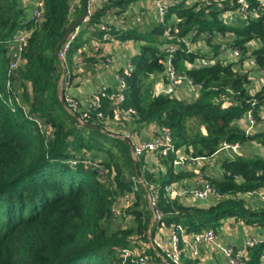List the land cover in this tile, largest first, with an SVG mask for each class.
I'll return each instance as SVG.
<instances>
[{"label":"trees","instance_id":"16d2710c","mask_svg":"<svg viewBox=\"0 0 264 264\" xmlns=\"http://www.w3.org/2000/svg\"><path fill=\"white\" fill-rule=\"evenodd\" d=\"M137 1L110 0L78 25L67 51L65 70L69 79L77 70L78 57L83 55L82 68L84 61L93 63L92 67L99 63V58L93 56V61L82 49L92 37L101 41L104 31L99 25L104 16L120 15ZM70 3L44 0L42 18L35 22L24 0H0V264H137L123 262L118 251L131 246L130 236L145 238L148 229L150 235L155 233L153 225L148 228L152 216L145 188L136 182L135 163L144 181L157 190L156 207L166 226L181 225L187 233H198L209 228L218 230L225 220L234 218L264 229V205L250 206L242 197L247 191L264 188L262 155L238 154L223 159L219 177L206 179L219 195V200L208 206L185 205L182 198L169 196L166 190L170 184L195 175L185 168L176 169L173 161L177 150L183 149L189 158H206L224 144L256 142L264 147V130L247 134L238 123L253 97L249 93L250 73L243 72L239 63L250 55L264 68V3L249 0L258 17L231 24L224 23L217 10L196 9V4L169 6L167 19L173 16L179 20V35L191 30H196L197 37L206 33L205 42L216 54L221 44L214 37L221 32L230 35L226 45L242 52L238 64L216 62L188 70L184 61L204 54L199 50H176L173 64L177 71L185 72L200 85L192 101L175 95H153L155 76L162 75L165 68L161 25L153 22L149 27L126 29L109 26L113 38L141 44L139 53L131 58L133 69L126 73L119 70L126 84L120 108L132 109L134 114L120 119L116 130L138 133L155 124L170 132L174 150L157 156L163 168L157 172L146 167L144 155L135 162L129 139L105 131L104 122L94 113L78 126L67 110L59 82L63 66L54 54V46L82 12L83 0L78 1L74 14L69 13ZM24 28L33 31L12 76L8 52L14 36ZM7 78L21 100V105L12 101L14 110L7 102L11 96L5 87ZM111 91L108 89V94ZM223 94L231 101L227 107H221ZM254 98L253 112L259 123L264 112V85ZM101 110L113 118L109 98H103ZM35 120L41 121L42 127ZM132 191L135 201L122 211L123 218L116 219L112 206ZM125 217L130 220L123 228ZM263 248L264 239L248 250L242 264H264ZM181 259L184 264L197 263L183 254Z\"/></svg>","mask_w":264,"mask_h":264},{"label":"built area","instance_id":"2783aa9c","mask_svg":"<svg viewBox=\"0 0 264 264\" xmlns=\"http://www.w3.org/2000/svg\"><path fill=\"white\" fill-rule=\"evenodd\" d=\"M110 0H100V6L109 2ZM264 3V0H259ZM93 0H87V12L83 22H86L92 14L94 8L91 6ZM30 7V18L35 22H38L42 18L44 11V0H27ZM183 3L184 5L191 6L196 4V9L206 8V10H217L220 13V18L224 23H234L238 21H246L249 18L258 17L257 11L250 7L249 0H148V9L153 10L154 22L163 27L162 39L164 40L161 45L162 50L166 53L164 59V71L162 73V82L159 86L153 87V95L168 94L175 95L176 90L181 85H185L190 89L199 90L200 85L195 84L190 76L185 72H178L173 64V53L179 48L190 53L199 50L204 56H199L193 61H184L186 69H194L200 67L210 66L216 62L222 64H238L242 58V52L238 47L226 45L229 40L228 35H224L221 32H217L214 41L221 44L218 52L215 54L209 45L205 42V38L208 36L203 33L197 37L196 30H191L186 35H179V28L176 23L179 21L176 17L167 19L168 8L171 5H177ZM139 2L130 3L126 11L120 15L108 14L104 16V20L99 25V28L104 31L101 36V42H117L119 40L112 37L109 33V26L115 24L116 28L126 29L129 26L141 25L143 21V6L139 5L138 10L136 9ZM77 0H71L69 6V13L74 14ZM128 11H131L129 14ZM73 16V15H72ZM174 22L173 25H170ZM79 26L71 31L65 42L59 47L58 59L63 66V71L60 76V85L64 98V103L67 110L73 114L76 118L78 126L84 125L92 113L104 122V130L109 132L111 135L129 139L131 155L136 162L142 155L145 157H153L155 162L154 166L150 169L153 172L161 170L162 167L158 164V155L167 154L169 151H173V145L170 137V132L165 128L158 129L153 136L146 141L135 142L131 140L132 133L124 131L118 133V130L113 129L111 124H117L120 119H125L130 114H134L132 109L123 110L120 108L124 101V90L126 87L124 77L118 72L115 73V79L117 81L116 86L111 89V93L108 94L107 90L110 89L106 84H101L97 89L89 96L86 101L85 108L80 110L75 98L66 93L65 87H62L64 81H67L68 72L65 70V63L67 57V51L70 43L74 39ZM33 29L24 28L19 30L13 38V41L8 52L9 61L8 67L12 76L16 75L15 70L22 61V50L30 37ZM203 44H201V42ZM183 44L184 48L180 47ZM251 44V43H250ZM204 47V49H202ZM76 69L81 70L83 60L78 57L76 60ZM110 64V59L107 57L99 58V66L106 68ZM243 72L251 73L255 70L258 74V89L254 90L249 88V93L253 96L250 101V108L245 112L243 118L245 124L243 129L245 133L249 134L254 132V128L257 124L256 118L254 117L253 107L256 104L254 94L264 85V68H260L255 60V57L247 55V58L239 63ZM124 72H130L133 69L131 59H127L122 68ZM252 80L250 75L249 77ZM12 82L9 78L5 80L6 90L11 94L8 97V104L12 107L15 102L16 105H21L20 96L18 93L12 90ZM1 95V93H0ZM103 98H109L111 107L114 112L112 119H109L101 110ZM221 107H227L231 104V101L227 95H221L220 98ZM14 110V107H12ZM75 113H78L76 115ZM40 127H42L41 121L35 120ZM44 130L49 133L51 132L48 127H43ZM222 148L231 150L229 158H233L235 155L241 153V146L238 143L224 144ZM176 158L173 161L175 166H183L188 160L203 159L205 157L189 158L184 151L177 150ZM87 163L86 161H84ZM71 163L75 164L76 160ZM136 182L144 186L145 197L147 200V207L151 212V220L148 228H155L153 235L148 234L145 238L133 235L130 236L131 246L119 249L120 257L123 262L129 260L136 262L137 264H184L181 259L183 249L189 250V255L192 258H196L199 253V248L203 244L211 246L217 251L225 260V264H242L243 260L247 257V252L250 248L254 247L258 243H261L264 236L250 232L244 240L239 244L235 245L233 242H227L225 244L217 241V230L209 228L198 233H192L191 238L187 239L188 235L186 228L181 225L171 224L166 226L161 222L162 212L156 207L157 201V190L152 184H147L141 176H136ZM169 196H179L182 198L185 205H197V202H203L211 204L210 199L215 197L219 198L215 188L207 181L203 180L195 186H178L177 183H172L166 188ZM242 197L246 199V202L251 199H255L260 205H264V188L257 190L247 191L242 194ZM135 201V192H128L123 194L117 199V202L112 206V213L116 219L123 218L122 211L131 206ZM130 218L125 217L122 221L121 226L124 228L128 225ZM264 258V248L262 253Z\"/></svg>","mask_w":264,"mask_h":264},{"label":"crops","instance_id":"0c3cea01","mask_svg":"<svg viewBox=\"0 0 264 264\" xmlns=\"http://www.w3.org/2000/svg\"><path fill=\"white\" fill-rule=\"evenodd\" d=\"M77 0V5H78ZM25 4L27 0H24ZM139 4H137L136 9L138 10L139 5L143 6L142 11V17L144 16L145 13H147V16L149 18V22L153 23L154 22V15L155 13L153 10L148 9V5L143 4V0L138 1ZM100 0H93L91 6L96 9L100 7ZM28 5V15H30V7ZM130 14L131 11H128ZM148 22V23H149ZM92 49L91 51L86 48L85 44L83 47V51H87L88 55L87 56H94L97 59L100 57H107L110 59V64L106 68H101L99 66V63L95 66L91 67H86L82 68L81 70H75L72 75L73 78L69 79L67 78V81H64L62 84V87H65L66 93H69L72 95L75 100L78 103L79 109L82 110L85 108V103L88 100L89 96L97 89V87L101 84H106L110 89H113L117 81L115 79V73L118 72L120 69L123 68L124 63L127 59H131L134 55L138 54L140 51V42L138 41H115V42H101L100 40L95 39V37H92ZM252 80H251V85L250 88L256 90L258 89V74L255 70H252L250 73ZM155 82L154 86H159L162 82V76L157 75L155 76ZM179 89L183 90V93L180 95L179 92H177ZM175 96L179 98L183 97V100L185 101H192L198 96V91L193 90L188 88L185 85H181L180 87L177 88ZM192 97V98H191ZM181 99V98H179ZM261 120L259 123L256 124L254 130L255 131H260V128H264V112L261 114ZM239 125H241V128H243L245 124V120L242 117L238 121ZM154 132H156V125L155 124H149L145 127H143L138 133H132L131 140L135 142L139 141H146L149 140ZM182 151H184L182 149ZM218 153L221 155V162H217L214 164L213 162V156H216ZM231 154V150L227 148H221L219 151H217L214 155L210 157H206L203 159H195V160H187L183 166H175L176 169L180 168H185L191 172H193L195 175L191 177L188 180L182 181V182H176L178 186H195L202 182L203 180H206L203 178L204 176L211 175L213 171L216 173L222 172L221 164L222 160L225 158H229ZM241 154V153H240ZM217 158V157H216ZM158 161V160H157ZM210 161L212 163H210ZM146 162V167L151 169L154 166V158L153 157H146L145 158ZM205 162V164L209 165L205 169H202V165ZM158 164L161 166V164L158 162ZM213 165V166H212ZM162 167V166H161ZM212 167V168H211ZM163 170V168L161 169ZM212 178V177H211ZM211 202V199L210 201ZM247 203L250 206L256 207L259 205V202L255 199L247 201ZM197 205L199 206H208V203H203V202H197ZM256 233L259 235L264 236V229L256 226V225H248L245 224L244 222L240 220H235L234 218H229L223 222L221 227L217 230V241L219 243L225 244L227 242H233L235 245L239 246V244L244 240L245 236L250 233ZM192 233H188L186 236L187 239L191 238ZM182 254L184 257L191 259V260H196V264H225V260L221 257L220 254L215 251L211 246H208L206 244H203L199 248V253L196 258H192L189 255V250L188 249H183ZM218 256V257H217Z\"/></svg>","mask_w":264,"mask_h":264},{"label":"rangeland","instance_id":"374dc122","mask_svg":"<svg viewBox=\"0 0 264 264\" xmlns=\"http://www.w3.org/2000/svg\"><path fill=\"white\" fill-rule=\"evenodd\" d=\"M147 1L148 0H143V4L144 5H147ZM149 5V4H148ZM149 18H148V16H147V13H145L144 14V16H143V21H142V23H141V28H144L145 26H151V22H149ZM230 35H228V37H229ZM95 39H96V41H97V38L95 37ZM92 41V40H91ZM89 42V43H87V45H85L86 46V48L87 49H89L90 51H91V49H92V46H91V44H92V42ZM201 42V41H200ZM201 44H203L202 42H201ZM251 46H254V43H251ZM202 49H204V47L202 48ZM84 54H85V56H87L88 55V52L85 50L84 51ZM88 57H92V56H88ZM81 58H83V55H82V57ZM85 58V57H84ZM92 59H93V61L95 60V58L94 57H92ZM92 61V62H93ZM93 65V63H87V62H85L84 61V64H83V68H86V67H91ZM3 74L4 73H2L1 75H2V77H3ZM177 92H179V94L181 95L182 93H183V90L182 89H179ZM179 98H181V99H183V97H180L179 96ZM192 98V97H191ZM262 121V120H261ZM110 126H112L113 127V129H117V128H119L120 127V125H118V124H111ZM241 126V125H240ZM261 130H264V128H260V131ZM115 150V149H114ZM241 154H243V155H246V156H252V155H256V154H259V155H262V156H264V147H262L260 144H258V143H256V142H253V143H251V142H249V143H247V144H245V145H243V146H241ZM87 155H89V152H87ZM217 157V158H216ZM221 155H220V153H218L216 156H213V162H214V164H216L217 162H221ZM210 163H212L211 161H210ZM207 166H209V165H207V164H205V162L203 163V165H202V169H205ZM213 166V165H212ZM212 168V167H211ZM219 175H220V173H216L215 171H213V173L211 174V175H208V176H204L203 178H205V179H207V178H218L219 177ZM219 200V198H215V197H213V198H211V202H213V203H216L217 201ZM220 256V258L222 257L221 255H219ZM218 257V256H217ZM223 258V257H222Z\"/></svg>","mask_w":264,"mask_h":264},{"label":"water","instance_id":"95a60500","mask_svg":"<svg viewBox=\"0 0 264 264\" xmlns=\"http://www.w3.org/2000/svg\"><path fill=\"white\" fill-rule=\"evenodd\" d=\"M87 12V0H83V9L81 14L68 26L64 34L61 36V38L58 40V42L54 46V54L57 57L58 56V50L59 47L65 42L69 34L73 29H75L81 22H83ZM136 168V175L140 176V173L137 169V164L135 163Z\"/></svg>","mask_w":264,"mask_h":264}]
</instances>
